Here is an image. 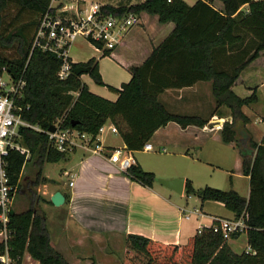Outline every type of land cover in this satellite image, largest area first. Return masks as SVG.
<instances>
[{
	"label": "trees",
	"instance_id": "trees-1",
	"mask_svg": "<svg viewBox=\"0 0 264 264\" xmlns=\"http://www.w3.org/2000/svg\"><path fill=\"white\" fill-rule=\"evenodd\" d=\"M51 1L0 0V44H7L8 48L14 40L19 42L17 56L0 55V71L6 67L13 77L23 78L26 86L20 102L22 118L41 130H21L23 144L31 153L29 160L17 151L8 158L12 194L21 187L22 172L33 156L39 159V165L67 158L68 153L50 146L46 134L57 122H61V128L96 139L100 128L111 121L127 149L133 152L143 150L154 134L170 122L183 129L197 126L211 130L220 126L223 142L235 143L239 150L243 174L249 178L248 199L235 190L205 187L195 191L189 181L186 191L197 196L202 204L221 203L236 219L243 217L248 226L244 234L253 253L235 252L221 234L205 228L201 235L195 234L181 245L128 235L121 264H264V136L260 144L252 140L246 129L249 119L242 112L243 106L257 102L258 87L264 81V0H219L222 11L202 0L193 6L183 0H144L137 5L106 6L105 12L116 16L147 13L157 16L161 24L176 25L142 66L131 69L128 83L120 90L108 86L118 95L116 101L92 93L82 81L84 74L75 73L80 67L90 68L94 82L107 86L97 59L73 64L72 74L62 81L58 72L63 59L39 48L32 50L42 17L52 11ZM9 5L16 7L17 14L6 26L2 12ZM198 82H211L217 101V110L208 119L171 113L159 100L168 89L192 87ZM222 106L230 109L231 121L220 125L221 119L212 118H223L219 111ZM125 175L150 188L157 180L155 174L139 165ZM47 182L39 166L35 181L29 184L30 208L21 213L12 210L6 227L0 223V254L7 250L18 264H22L26 252L40 264H70L51 246L46 215L36 207L38 196L34 188ZM241 235L234 234L232 239Z\"/></svg>",
	"mask_w": 264,
	"mask_h": 264
},
{
	"label": "crops",
	"instance_id": "crops-1",
	"mask_svg": "<svg viewBox=\"0 0 264 264\" xmlns=\"http://www.w3.org/2000/svg\"><path fill=\"white\" fill-rule=\"evenodd\" d=\"M143 1L115 0L114 5L106 4L104 3L106 1L101 0H58L53 4V14L62 20H77L89 14L92 4L121 7L137 5ZM183 1L193 6L199 0ZM202 1L211 2L219 11L224 8L219 0ZM140 18L141 24L134 27L122 44L107 56L102 55L92 44L83 39L80 41L78 39L71 46L69 58L73 64H83L93 58L99 62V72L107 86L97 85L89 74L82 75V81L92 93L107 100L116 101L118 95L110 91L108 86L120 90L123 84L131 80V69L142 66L150 58L154 49L158 48L176 27L173 22L161 24L157 16L147 13H141ZM86 77H89V80H86ZM211 94V82H198L192 87L168 89L160 95L159 100L171 113L208 119L217 110L215 107L210 112V106L215 105L211 98L208 99V95ZM257 96V102L243 106L242 112L249 119L246 125L248 133L255 143L260 144L264 129L260 131L259 139L255 140L249 126L256 119L264 124V81L258 87ZM227 110L231 112L230 109L227 108ZM221 111L223 118L214 116L212 120L221 119L220 125L223 121H231V117H227L223 114L225 112ZM112 126L115 125L111 121L107 122L104 132L96 139L75 140L77 146L68 153L65 160L56 163L47 162L43 165L34 164L38 168L35 176L40 166L42 177L48 180L47 183L34 188L38 196L36 207L46 215L51 246L70 264H91L93 261L96 264H121L125 239L128 235L181 245L185 244L189 237L197 234L196 231L199 228L204 227L198 225L195 228L191 217L186 218V214L189 213L186 208L187 198H191V195L187 194L186 187L189 181L194 188L196 180L194 175L185 168L175 172L170 170L171 165H167L169 169H166L163 160L159 159L162 156L160 152L163 151L165 155H171V157H181L190 161L191 164L205 165L207 161L203 159V156H206L208 141H213L232 149L239 158L238 164H241V167L243 165L235 143L223 142L220 126L211 130L197 126L183 129L180 125L170 122L160 128L150 140L149 143L153 146L151 151L143 149L134 152L127 149L120 132L118 134L111 132ZM97 148L100 150L99 153H95ZM116 149H122L132 155L137 165L144 171L155 174L157 178L165 180L184 178L183 194L179 195L157 181L150 188L131 180L109 160ZM55 165L57 167H54ZM25 168L26 166L24 170ZM71 182L73 186H70ZM15 193L13 194V212L21 213L28 210L25 208L23 211H15ZM56 193H61L65 197V203L60 207L52 202V197ZM249 194L250 189L245 195H240L248 199ZM212 203L209 201L201 204L200 211L209 215L208 206ZM190 214L200 215L194 212ZM210 216L211 219L235 218L234 215ZM22 264L40 263L26 252Z\"/></svg>",
	"mask_w": 264,
	"mask_h": 264
},
{
	"label": "built area",
	"instance_id": "built-area-1",
	"mask_svg": "<svg viewBox=\"0 0 264 264\" xmlns=\"http://www.w3.org/2000/svg\"><path fill=\"white\" fill-rule=\"evenodd\" d=\"M58 0H52L50 9L41 19L40 26L32 44V50L39 48L44 52H50L63 59V64L58 72L60 80L64 81L72 74L73 63L69 58V50L78 39H85L92 44L98 52L104 55L112 53L122 44L128 33L141 24L140 15L129 13L123 16H116L106 13L100 4H92L89 14L79 17L77 20H62L54 16L53 4ZM171 2L170 0H168ZM98 44V45H97ZM7 79H6V78ZM26 86L23 78H15L3 67L0 71V223L6 227L9 222V215L13 209L12 186L8 175V158L13 151L25 155L26 160L31 157L30 150L23 144L21 130L23 128L41 132L36 125L22 118L23 108L20 102L24 96ZM55 132H46L50 146L61 153H70L76 147L75 140H86L89 135L72 130L61 128V122L54 126ZM105 130V125L100 128L99 135ZM111 132L118 134L115 126L110 128ZM98 135V136H99ZM92 139V138H91ZM152 144L147 143L144 150L151 151ZM97 148L95 153H99ZM110 162L117 166L122 173H127L133 166L137 165L135 158L122 149L113 151L109 158ZM73 186V183H70ZM199 212L195 210L194 214ZM189 215L186 218L189 219ZM205 228H211L216 234H221L227 241L232 240L234 234H244L248 226L243 217L239 219L212 218V225L201 227L197 234L201 235ZM248 254L253 253L250 247ZM0 264H18L7 252L0 254Z\"/></svg>",
	"mask_w": 264,
	"mask_h": 264
},
{
	"label": "rangeland",
	"instance_id": "rangeland-1",
	"mask_svg": "<svg viewBox=\"0 0 264 264\" xmlns=\"http://www.w3.org/2000/svg\"><path fill=\"white\" fill-rule=\"evenodd\" d=\"M101 1H106L104 2L106 4H114L113 1L115 0ZM2 14L5 17V25L7 26V24H9V22H11L17 14L16 7L13 5H9L8 7H5ZM80 40L81 39H79L78 41ZM7 46V44H0V55L9 58L17 56V48L19 46L18 40H14V42L9 45L8 48ZM88 78L89 77H86V80H89ZM238 93L242 94L241 91H239ZM210 98L215 104L213 106H210L211 112L214 110L215 107H217V101L215 100L213 94H211L210 96L208 95V99ZM221 108L219 109V111L223 110V112H225L223 113L224 115H226L227 117H231V112L227 110V107L222 106ZM249 128L251 129L255 140H257L260 137V131L264 129V124L262 121L256 119L250 124ZM206 152V156H203V159L207 161V164L200 166L195 165V163L191 164L190 161L182 159L181 157H171V155H165L163 151L160 152L162 156L159 159L163 160L166 169H169L167 165H171L172 168L170 170L175 172L181 171V169L183 168L188 169V171H191L190 174L194 175L196 179L194 184L195 191H199L208 186L210 188L218 189L221 191L235 190L239 194L245 195L249 191V179L242 173V167L241 164H238L239 158L237 157V155H235L236 153L229 147L223 145L222 143H216L213 141H208V147ZM38 163L39 159L36 156H33L31 161H29L26 165V168L22 174L21 187L15 193V211H23V209H29L31 206L29 184H32L33 180L35 181L36 179L35 171H37L38 168L37 166L35 167L34 164ZM194 166H196V168H194ZM54 167L57 166L55 165ZM55 175L56 174H54V176ZM213 203L212 205L208 206L209 215H205L203 212L200 211L202 202L197 196L191 195V198H187L186 208L189 210V213L186 215H190L192 223L195 224V228L198 227V225H202L204 227L211 225L212 219L210 215H218L222 217H230L234 215L231 211L227 210L222 204L217 202ZM194 208L199 212V216H194L190 214L195 212ZM235 240H237V242H235ZM235 240L229 241V245L235 252L239 253L247 250L248 244L247 236L245 234L241 235L238 239Z\"/></svg>",
	"mask_w": 264,
	"mask_h": 264
},
{
	"label": "water",
	"instance_id": "water-1",
	"mask_svg": "<svg viewBox=\"0 0 264 264\" xmlns=\"http://www.w3.org/2000/svg\"><path fill=\"white\" fill-rule=\"evenodd\" d=\"M91 72L90 68H84V67H80L78 69L75 70V73L77 75H81V74H89ZM56 128L55 127H51L50 131L51 132H55ZM159 184L163 185L164 187L173 190L174 192H176L179 195L183 194L184 191V185H185V179L184 178H175L172 180H165V179H158L156 180ZM52 202L55 206L60 207L65 203V197L61 194V193H56L53 197H52Z\"/></svg>",
	"mask_w": 264,
	"mask_h": 264
}]
</instances>
